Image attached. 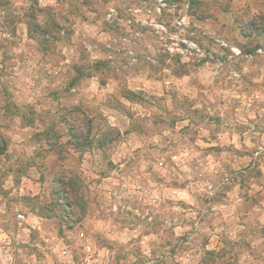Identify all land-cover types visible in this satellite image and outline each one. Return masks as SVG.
<instances>
[{
	"label": "rangeland",
	"instance_id": "rangeland-1",
	"mask_svg": "<svg viewBox=\"0 0 264 264\" xmlns=\"http://www.w3.org/2000/svg\"><path fill=\"white\" fill-rule=\"evenodd\" d=\"M163 2L166 6L158 12L157 0H0L1 225L8 224L5 227L11 229L19 220V214L36 211L38 207L37 213L43 216H59L54 198L48 199L43 195L31 197L28 188L32 189L33 185H26L22 179L31 175V167H37L36 163L40 164V157L46 152L59 155L63 159L60 169L64 168L66 173L76 175L81 181L83 198L87 201L84 217L89 215V201H94L102 206L98 216L111 215L119 227L140 230L138 237L127 246L106 244L101 239L97 241L98 245H107L116 252L117 257H110L107 264H120L119 259H127L124 256L126 249L140 256L136 264H148L150 260L154 264H182L174 256L188 249L199 251L207 231L194 226L191 224L194 219H189L188 223L193 225L187 231L189 239L177 236L170 217L183 220L188 210L180 204L184 195L166 189L193 186L196 190L194 195L206 206V203L222 201L224 193L221 188L227 187L231 178H239L245 185L247 178L253 176L261 183L259 168L264 166V141L238 150L258 154L249 170L243 167L238 171L234 169L227 182L225 174H230L226 171L227 167L230 168L227 158L222 160L225 171L220 175L214 173L212 163L205 165L199 157L208 147L187 144L188 141L193 142L195 130L187 127L191 131H185V134L182 129H175V123L180 122L182 117L172 107L184 108L190 101L179 90L180 86L174 84L175 81H170V85L166 82L170 76L195 75L202 65L215 61L217 57L240 58L220 47L216 39L223 38L214 33L216 28H239L244 37H253L252 33H255L257 38L247 39L246 43L238 41V46L225 40L227 44L238 47L242 51L241 56L246 53L245 44L255 48L264 46V0H248L243 6L239 3L241 0ZM109 12L111 17H107ZM16 28H25L26 41L23 42L20 35H12ZM199 28L213 30L210 35H204ZM175 35L195 43L200 51L181 54L177 50L178 45H175ZM216 65L218 71L224 69L227 73L221 63ZM138 73L142 74L141 86L149 89L131 93L128 86L135 85L137 81L132 78ZM146 78L161 82H145ZM105 84H108L109 92L106 94L109 97H104V92L100 91ZM148 90L157 95H151ZM122 97L136 101L141 107L127 104ZM106 101L129 117V128L124 125L119 131L107 125L104 109L94 104L104 105ZM261 112L264 114V111ZM203 116L204 123H212L207 118L213 119L215 115L209 113ZM238 119L240 122L236 127L241 129L242 118ZM118 121L125 124L119 116L114 122ZM130 128L139 131L145 139L144 145L140 146L136 136L132 139L125 136L131 144L128 157L133 158L125 161V166L120 167L118 160L116 165L111 162L107 165L106 159H99L95 165L86 157L82 158L87 150L94 146L102 147L106 142L109 145L116 143L113 153L121 149L122 154L124 149L117 146V142ZM183 134L187 139L183 138ZM232 147L208 149L221 153L231 151ZM187 148L193 151L190 157L198 161L189 160V156H176ZM109 149L111 146L107 151ZM124 153L127 155L126 151ZM142 157L145 159L142 160ZM94 165L98 177L91 174ZM38 168L43 172L41 166ZM58 171H47L46 175L42 173L45 177L41 179H45V189L50 193ZM10 173L13 175L11 179L8 178ZM141 173L144 179H156L163 184L157 203H152L155 196L150 195L140 179ZM205 174L208 175L206 178ZM210 174L214 176L210 177ZM210 184L216 187V193L212 195L204 190ZM89 186L95 189L89 191ZM98 186L99 191L96 190ZM45 200L48 204L43 207ZM205 210L208 213L216 211L209 206ZM258 216L255 211L254 217ZM77 231L78 234L67 233L66 236L71 238V242H67L75 243L72 247L78 249L83 262L84 256L90 252L87 247L94 246L91 241L79 236L80 228ZM150 233L154 236L141 238L142 234ZM4 238L0 227V247L7 246ZM19 240L22 241L20 237ZM223 240L226 249L232 248L227 237ZM148 251L153 255H146ZM261 253L256 256L264 257ZM18 254L15 261V258L0 251V264H28ZM260 257H257L258 260Z\"/></svg>",
	"mask_w": 264,
	"mask_h": 264
},
{
	"label": "crops",
	"instance_id": "crops-1",
	"mask_svg": "<svg viewBox=\"0 0 264 264\" xmlns=\"http://www.w3.org/2000/svg\"><path fill=\"white\" fill-rule=\"evenodd\" d=\"M246 1L248 0H241L239 3L243 6ZM199 29L204 35H210L213 30L212 28ZM13 33V36L20 35L23 42L28 39L25 28L24 30L23 28H16ZM214 33L218 34L223 40H228L236 45L238 41L246 43L247 39L256 37L255 33H252L253 37H249L248 35L246 37L242 36L239 28H216V30L214 29ZM245 45L247 46L245 47L246 53L244 56H240V58L230 60V58L226 59L222 57L218 59L216 56L217 58L215 61H210L202 65L195 75L183 74L181 77L170 76L166 82L170 85V81H175L174 84L180 86L179 90H181L190 101V104L184 108L178 107L177 105L172 107V109L182 117L180 122L178 121L175 123V129H182L184 133L190 130L187 127H191L195 130L193 142L188 141L187 144H200L202 147L208 148L234 146V148L232 147L230 149L231 151L221 153H214L208 148H204L206 151L199 156L200 159L205 162V165L207 163H212L210 164L213 165L212 171L219 175L222 171H225L222 160L227 158L230 164V168L227 167L226 170L229 171L230 174H225L227 182L229 179L228 177L232 176V171L234 169L239 170L243 167V169L249 170L250 166L254 165V160L258 154H249L246 151L241 150L239 152L238 150L243 149L247 145L256 146L260 144L261 141H264V114L261 112L264 111V56L256 53L258 46L255 48V46L252 47L250 44ZM217 62L221 63L224 68L226 67L227 73L223 71L224 69L218 71V69L215 68V66L217 67ZM232 73L237 76H232ZM141 76V73L133 76L132 80L137 82L134 86H128L131 93H138L137 91H147L146 89H149L141 86ZM1 80L0 78V81ZM145 82L160 83L161 81L146 78ZM100 91L104 92V97H109L107 96L108 94H106L109 92L108 84L101 86ZM149 92L151 95H157L153 90ZM162 92H164V90H162ZM122 100L127 104H134L135 106L141 107V105L135 103L136 101L134 100L125 97H122ZM94 104L100 106V109H104L102 110L107 117L106 123L108 126L116 128L119 131H122L121 129L124 125H126L127 128L130 127L131 121L129 117L118 112L110 106L107 101L104 105ZM123 106L126 107V104H123ZM240 111H242V114ZM209 113L215 115L213 119H210V117L207 118V120L212 123H204L203 119L205 116L203 115H208ZM118 116L125 120V124L121 123V121L114 122ZM238 118H242V125L239 126L241 129L236 127L240 122ZM212 124H214V126ZM125 136H128L129 139L136 136V141L139 145H144V136L136 129L130 128L128 129V133L124 135V138L117 142V146L123 147L127 155H125L124 151L121 154V149L120 152L113 153V150L116 149V147H114L116 143H114V145H109V143L106 142V145L102 147L94 146L87 150L82 158L86 157L95 165H97L99 159H106V163L111 162L114 165H116V161L118 160L120 161V167L125 166L127 160L131 161L133 159H129L128 157V155L131 154V152H129L131 144L128 141L129 139L125 138ZM95 137L97 138L98 136ZM183 138L187 139L184 134ZM110 146L111 149L107 151V148ZM20 147H22V145H20ZM192 152L187 148L184 152L176 156H189V160H197V158L192 159L191 157L193 156L190 157ZM138 155L139 154H134L133 156ZM0 156H3V154ZM40 159L42 164L41 162L40 164L36 163L37 167L32 166L30 169L31 175L29 177L24 176L22 179L23 183L25 182L26 185H33L32 189L28 188L31 197L43 195L47 196L49 199V197L51 198V193L45 189V179H41V177L45 176L42 173L46 175L47 171H58L63 166V159H61L59 155H51L46 152ZM141 159L143 160L145 158L142 157ZM180 159L186 161L185 158ZM44 161L45 163H43ZM258 161H261V158H258ZM95 165L92 168L91 174L93 177H98V172L94 170ZM40 166L43 172L38 171V167ZM259 169L262 178L261 183H258L253 176L247 178L245 185L240 182L238 177V180L231 178L227 187L224 189L223 187L221 188V192L224 193V196H221L222 201L206 203V206H203L204 203L194 195V191L196 190H194L193 186L187 185L181 188L172 186L166 189L178 192L182 196L184 195V197L181 198L182 202H180V204L184 205V208L188 210V214L183 217V220L175 216L170 217V214L168 216V218L170 217L172 219L171 222L174 225L173 230L178 233L177 236H186L185 239H189L190 233L187 231L188 228H191L193 225L207 231L205 241L199 251L188 249L183 253H178L174 256L178 261L182 264H259V260H264V257L256 256V254L261 251V254L264 256V166ZM237 174L238 173L235 175ZM139 175L140 179L149 190L150 195L155 196L152 203H157L159 194L162 193L163 184H160L156 179H144L145 176H143L142 173ZM210 175V177L214 176L213 174ZM207 176L208 175L205 174L204 178ZM8 178H13V175L11 173L8 174ZM105 179H110V177H105ZM11 182L13 186V181ZM99 188L98 186L96 190ZM92 189L95 188L89 186V191H92ZM204 190L210 195L216 193V187L211 184L207 188H204ZM183 199H187V201ZM43 203V207L48 204L46 200ZM169 205L170 203L167 204V206ZM207 206L216 211L214 213H208L207 210H205ZM100 208H102V206L100 207L97 202L89 201V215H86L79 223L73 226L65 225L64 222L58 218H49L37 213L39 207L36 211H28L25 215L19 214L17 216L19 220L14 222V227H10L11 229L5 227L8 224H0L1 231L5 237L4 242H6L7 245L0 247V251L6 252L8 257L15 258V261L19 255L18 253H20L24 261H27L28 264H107L106 262L109 261L110 257H112V259L117 257L116 252L113 249H109L107 245H98L97 241L101 239V241H104L106 244L127 246L138 237L140 230L137 228L119 227L110 217L111 215H104L103 217L98 216ZM196 209L199 211L196 212ZM255 211H257V215H259L257 218L254 217ZM209 216L211 218H209ZM189 219H194V222L191 223L193 225L188 223ZM79 228L81 230L79 236L82 238L85 237L88 241H91L94 246V248L90 246L87 247V250H90V252L84 256L83 262L80 261L81 256L78 249L74 248V246L72 247L75 243H70L71 240L69 239L71 238L66 236L68 235L67 233L78 234L79 231L77 230H79ZM223 234H225L224 237ZM147 236L153 237L154 234H142L141 238H146ZM19 237L22 241L19 240ZM226 237L232 243V248L230 249H226L225 243H223V239ZM145 253L148 256L153 255L151 251ZM124 256L127 257V259H119L120 264H136L137 258L140 257L138 254L136 255L128 249H126ZM257 257H260L259 260ZM203 258H206V262ZM131 259L132 262L130 263ZM260 263L264 264L263 261ZM148 264H154V261L150 260Z\"/></svg>",
	"mask_w": 264,
	"mask_h": 264
},
{
	"label": "trees",
	"instance_id": "trees-1",
	"mask_svg": "<svg viewBox=\"0 0 264 264\" xmlns=\"http://www.w3.org/2000/svg\"><path fill=\"white\" fill-rule=\"evenodd\" d=\"M65 171L62 168L57 172L53 181L51 198H54L57 210L59 211V216L56 217L62 220L65 225L73 226L84 218L87 201L83 198L81 181L76 175L69 174V172L66 173Z\"/></svg>",
	"mask_w": 264,
	"mask_h": 264
},
{
	"label": "built area",
	"instance_id": "built-area-1",
	"mask_svg": "<svg viewBox=\"0 0 264 264\" xmlns=\"http://www.w3.org/2000/svg\"><path fill=\"white\" fill-rule=\"evenodd\" d=\"M164 6H166V4L163 2V0H157V11L158 12ZM112 11L113 10H110V12H112ZM110 12L107 14V17H111V13ZM174 39L176 41L175 45L176 46L178 45V49L177 50L181 54H186V53H189V52H192V51H196V52L200 51L198 46L195 43L189 41L188 39H185V38L181 39L177 35L174 36ZM216 41L220 45V47H222L224 50H228L232 56H241L242 55V51L238 47L230 45V44H227L225 42V40L216 39ZM256 53H258L259 55H264V46L260 45L257 48ZM210 58L212 59L213 57L210 56Z\"/></svg>",
	"mask_w": 264,
	"mask_h": 264
}]
</instances>
